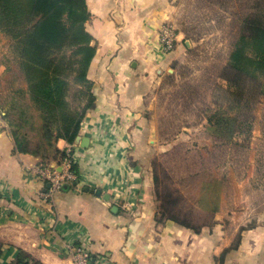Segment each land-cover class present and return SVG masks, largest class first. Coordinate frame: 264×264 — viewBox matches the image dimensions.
Segmentation results:
<instances>
[{"label": "crops", "instance_id": "crops-1", "mask_svg": "<svg viewBox=\"0 0 264 264\" xmlns=\"http://www.w3.org/2000/svg\"><path fill=\"white\" fill-rule=\"evenodd\" d=\"M86 2V28L96 45L88 72L95 107L73 144L55 143L59 151L76 152L80 177L49 199L39 194L41 159L13 151L1 102L25 84L17 66L0 64V264H17L20 252L29 262L74 264L70 248L80 237L94 259L108 264H264V202L230 210L222 196L212 221L198 231L159 212L141 152L153 131L147 121L152 89L180 48L189 49L178 31L172 52L159 42L174 0ZM47 162L63 169L59 156ZM91 185L101 194L85 191Z\"/></svg>", "mask_w": 264, "mask_h": 264}, {"label": "rangeland", "instance_id": "rangeland-1", "mask_svg": "<svg viewBox=\"0 0 264 264\" xmlns=\"http://www.w3.org/2000/svg\"><path fill=\"white\" fill-rule=\"evenodd\" d=\"M253 1L174 0L171 5L167 25L184 33L189 49L180 48L172 69L152 89L147 121L153 131L146 134L141 156L154 191L174 192L178 210L198 227L215 215L204 205L210 209L222 196L230 210L264 202V96L254 81L243 84L240 93L224 79L241 19L253 11ZM17 59L11 39L0 33V64L11 68ZM11 102L7 95L1 103ZM213 114L219 115L214 124L208 121ZM47 154L50 161L53 153Z\"/></svg>", "mask_w": 264, "mask_h": 264}, {"label": "trees", "instance_id": "trees-1", "mask_svg": "<svg viewBox=\"0 0 264 264\" xmlns=\"http://www.w3.org/2000/svg\"><path fill=\"white\" fill-rule=\"evenodd\" d=\"M251 8L241 19L240 34L226 64L230 73L224 79L240 93L243 84L254 81L264 96V8L260 0L253 1ZM89 18L86 0H0V33L13 43L17 71L25 84L14 89L3 115L14 153L40 157L43 165H49L48 151L53 158L64 159L65 152L56 149L55 143L61 139L73 144L86 113L95 107L88 72L96 58V45L86 28ZM215 116L219 115H211L208 121L217 123ZM70 170L76 179L80 177L77 163ZM153 180L156 184L155 175ZM41 184L46 191L49 183ZM155 193L163 219L193 231L200 229L178 210L174 192L156 188ZM204 208L212 213L217 210L216 206ZM17 264L39 263L29 262L20 252Z\"/></svg>", "mask_w": 264, "mask_h": 264}, {"label": "built area", "instance_id": "built-area-1", "mask_svg": "<svg viewBox=\"0 0 264 264\" xmlns=\"http://www.w3.org/2000/svg\"><path fill=\"white\" fill-rule=\"evenodd\" d=\"M159 42L164 53H170L174 50L176 42V33L170 25L164 24L159 30ZM64 166L61 171L50 165H38L37 173L41 182H48L49 187L46 191L40 192L42 199H49L55 191H59L62 185L72 183L75 175L70 170L73 163L78 161V156L72 147L65 150ZM77 244L71 246V255L74 264H108L104 258L94 259L91 255L88 241L84 237L76 240Z\"/></svg>", "mask_w": 264, "mask_h": 264}, {"label": "water", "instance_id": "water-1", "mask_svg": "<svg viewBox=\"0 0 264 264\" xmlns=\"http://www.w3.org/2000/svg\"><path fill=\"white\" fill-rule=\"evenodd\" d=\"M74 185H76V183H74ZM67 187H68L67 184L62 185V188H67ZM89 188H87V189L85 188V191L89 190L92 193H94L95 195H100L101 194V190L96 189L93 185H91Z\"/></svg>", "mask_w": 264, "mask_h": 264}]
</instances>
